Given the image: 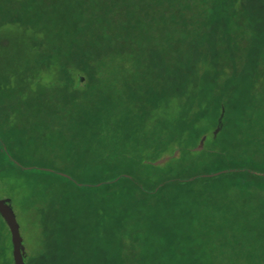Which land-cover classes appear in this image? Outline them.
<instances>
[{
    "label": "trees",
    "instance_id": "trees-1",
    "mask_svg": "<svg viewBox=\"0 0 264 264\" xmlns=\"http://www.w3.org/2000/svg\"><path fill=\"white\" fill-rule=\"evenodd\" d=\"M7 165L27 264H264V0H0Z\"/></svg>",
    "mask_w": 264,
    "mask_h": 264
},
{
    "label": "rangeland",
    "instance_id": "rangeland-1",
    "mask_svg": "<svg viewBox=\"0 0 264 264\" xmlns=\"http://www.w3.org/2000/svg\"><path fill=\"white\" fill-rule=\"evenodd\" d=\"M40 149L42 148H39V150ZM56 149H58V147ZM6 168V171H3L0 176V197L8 198L13 205L24 239L28 259H30L43 250L48 238L41 219V214L38 211V207L41 206L44 198L39 197L37 194L35 198L37 201H41V203L31 204L28 198V194L31 192H29L31 185L27 182L25 178L26 175H23L22 172L11 165H7ZM23 180L24 182H22ZM50 209L51 208H49V210ZM6 226L0 219V246L6 249L5 256H0V264H11L10 257L12 258L11 235H9L10 231L8 226ZM47 233L50 234V232Z\"/></svg>",
    "mask_w": 264,
    "mask_h": 264
},
{
    "label": "water",
    "instance_id": "water-1",
    "mask_svg": "<svg viewBox=\"0 0 264 264\" xmlns=\"http://www.w3.org/2000/svg\"><path fill=\"white\" fill-rule=\"evenodd\" d=\"M224 115V109L218 119L217 127L214 134H217L222 126V119ZM206 136H203L200 140L197 149L201 150L204 145ZM167 158H161L155 161V164L163 163ZM0 215L5 221L11 235L12 242V259L13 264H27L28 254L25 249L24 239L20 229L19 222L17 220L13 205L8 198L0 197Z\"/></svg>",
    "mask_w": 264,
    "mask_h": 264
}]
</instances>
